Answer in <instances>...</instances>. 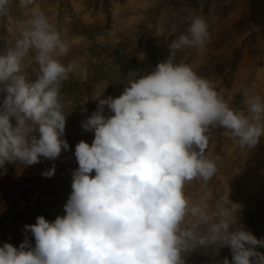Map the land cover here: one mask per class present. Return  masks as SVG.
<instances>
[{
    "label": "clouds",
    "instance_id": "9594fccd",
    "mask_svg": "<svg viewBox=\"0 0 264 264\" xmlns=\"http://www.w3.org/2000/svg\"><path fill=\"white\" fill-rule=\"evenodd\" d=\"M12 3L0 0V17L10 14ZM18 3L31 15L0 54V174L6 162L55 161L69 149L61 88L75 65L59 57L70 45L37 0ZM186 21L187 33L168 43L165 60L129 81L118 98L99 99L82 121L94 139L75 145L78 167L66 214L51 222L41 215L25 225L35 246L27 237L19 247L5 242L0 264H185L183 252L209 246L230 249L231 260L219 264H264L256 251L264 239L237 226L241 204L229 195L193 201L186 192L193 181L207 185L219 171L218 158L206 152L213 128H223L240 149L254 148L264 135V96L245 89L244 108H233L223 89L191 64L176 62L177 51L200 52L211 42L202 17ZM105 105L113 115H103ZM54 174L55 164L41 173Z\"/></svg>",
    "mask_w": 264,
    "mask_h": 264
},
{
    "label": "rangeland",
    "instance_id": "374dc122",
    "mask_svg": "<svg viewBox=\"0 0 264 264\" xmlns=\"http://www.w3.org/2000/svg\"><path fill=\"white\" fill-rule=\"evenodd\" d=\"M50 22L70 45L64 64L75 70L63 82L61 93L66 114L64 139L68 150L55 160L25 166L6 162L0 174V246L19 247L25 237L35 246L24 226L38 216L54 221L64 216L72 191V171L78 167L75 145H91L94 130H84L82 121L96 111L99 99L118 98L129 81L150 72L169 55L168 43L186 34L190 15L209 25L211 42L200 52L182 49L176 62L184 60L195 71L224 90L236 109L244 108L243 91L264 96V0H37ZM30 9L13 0L10 14L0 17V54L20 37ZM31 71V69H29ZM35 79V76H32ZM3 94H0V104ZM84 109H87L85 112ZM103 115H113L105 105ZM223 128L210 132L209 151L217 157L218 173L207 185L193 181L186 187L193 201L212 202L221 196L242 205L237 226L264 239V135L251 149H240ZM38 135V133H37ZM198 151V149H196ZM55 164V174L42 172ZM4 169H0L3 173ZM94 175V173H93ZM264 254V247L256 246ZM185 264H219L231 260L229 248L197 247L182 253Z\"/></svg>",
    "mask_w": 264,
    "mask_h": 264
}]
</instances>
